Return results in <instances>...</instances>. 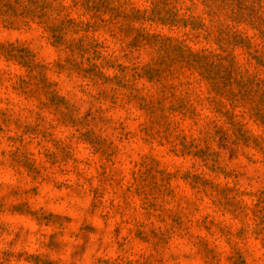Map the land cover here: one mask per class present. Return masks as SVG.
<instances>
[{
	"label": "clouds",
	"instance_id": "obj_1",
	"mask_svg": "<svg viewBox=\"0 0 264 264\" xmlns=\"http://www.w3.org/2000/svg\"><path fill=\"white\" fill-rule=\"evenodd\" d=\"M257 50L264 0H0V264H264Z\"/></svg>",
	"mask_w": 264,
	"mask_h": 264
},
{
	"label": "rangeland",
	"instance_id": "obj_2",
	"mask_svg": "<svg viewBox=\"0 0 264 264\" xmlns=\"http://www.w3.org/2000/svg\"><path fill=\"white\" fill-rule=\"evenodd\" d=\"M257 52V72H259L261 69H264V51L257 50ZM195 59L197 63H200L202 65L204 73L211 79L213 77L212 65L209 64L207 60L201 61L199 57H196ZM230 75L233 79L236 76L240 75L235 60H233L232 62ZM253 83L254 81L251 79L247 82V84L241 82L239 85L241 88V95L244 99V102L250 106L253 114L264 120V81H261L260 84L256 85L255 91H253L252 89ZM261 205H264V193L260 194L256 209L253 211V215L260 216L261 223H264V207H262Z\"/></svg>",
	"mask_w": 264,
	"mask_h": 264
}]
</instances>
